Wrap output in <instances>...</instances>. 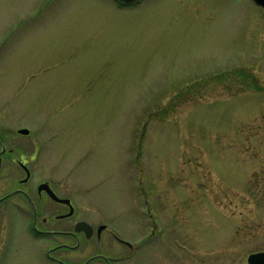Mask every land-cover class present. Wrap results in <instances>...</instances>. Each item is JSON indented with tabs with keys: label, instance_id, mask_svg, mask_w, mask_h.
<instances>
[{
	"label": "rangeland",
	"instance_id": "374dc122",
	"mask_svg": "<svg viewBox=\"0 0 264 264\" xmlns=\"http://www.w3.org/2000/svg\"><path fill=\"white\" fill-rule=\"evenodd\" d=\"M0 143L121 237L147 232L146 194L178 264H247L264 251L262 10L0 0Z\"/></svg>",
	"mask_w": 264,
	"mask_h": 264
},
{
	"label": "flooded vegetation",
	"instance_id": "af4514ba",
	"mask_svg": "<svg viewBox=\"0 0 264 264\" xmlns=\"http://www.w3.org/2000/svg\"><path fill=\"white\" fill-rule=\"evenodd\" d=\"M14 152L0 146V175L9 174L0 177V264H10L11 257L24 249L31 258L36 254L39 264H135L152 249L154 264H178L174 242L158 239L162 221L146 194L140 216L147 232L121 237L108 222L85 216L71 191L48 180L36 181L29 160L16 159ZM168 244L172 251L160 247L169 248Z\"/></svg>",
	"mask_w": 264,
	"mask_h": 264
},
{
	"label": "water",
	"instance_id": "95a60500",
	"mask_svg": "<svg viewBox=\"0 0 264 264\" xmlns=\"http://www.w3.org/2000/svg\"><path fill=\"white\" fill-rule=\"evenodd\" d=\"M120 2L123 3H132L135 2L137 0H118ZM255 2L256 5L260 6L263 9V13H264V0H253ZM20 134H27L28 132L26 130H20L19 131ZM248 263L249 264H264V254H254V255H250L248 257Z\"/></svg>",
	"mask_w": 264,
	"mask_h": 264
}]
</instances>
